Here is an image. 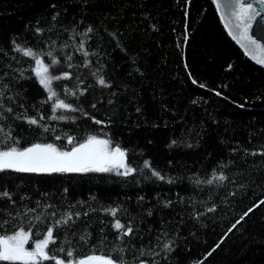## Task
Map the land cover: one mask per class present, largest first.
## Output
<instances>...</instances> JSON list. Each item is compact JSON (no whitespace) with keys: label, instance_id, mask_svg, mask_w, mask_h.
I'll use <instances>...</instances> for the list:
<instances>
[{"label":"trees","instance_id":"trees-1","mask_svg":"<svg viewBox=\"0 0 264 264\" xmlns=\"http://www.w3.org/2000/svg\"><path fill=\"white\" fill-rule=\"evenodd\" d=\"M36 58L69 74L50 101ZM0 93V151H70L96 136L134 169L0 171V236L31 229L32 249L53 227L50 255L62 260L264 264V66L212 0H0ZM57 98L76 110L53 113ZM117 220L133 233L118 239Z\"/></svg>","mask_w":264,"mask_h":264},{"label":"snow or ice","instance_id":"snow-or-ice-1","mask_svg":"<svg viewBox=\"0 0 264 264\" xmlns=\"http://www.w3.org/2000/svg\"><path fill=\"white\" fill-rule=\"evenodd\" d=\"M256 4L264 6V0H256ZM229 10V22L226 23V27H229V33L232 35L233 39L237 40V43L245 49L246 53H249L250 48L259 49L264 53V46L258 44L257 40L249 35V31L252 28L253 21L261 15L260 11L253 6L252 3H245V0H226L225 6ZM217 9H221V5L217 3ZM230 25V26H229ZM235 29L236 31H233ZM88 31H91L89 28ZM83 48V42L80 45ZM19 50V49H18ZM250 54V53H249ZM25 56H33L31 49L24 50ZM51 55V53H49ZM87 55V53H85ZM256 59L258 64L264 65V59H257L255 56L252 57ZM71 59V57H69ZM52 65L58 63V61L53 58ZM36 67L33 69L39 84L48 93V100H52L53 97L57 96V93L52 88V82L54 80H59L61 78H68L69 74L64 73L62 76H53L49 74V65H45L43 61L39 58L35 59ZM71 67V65H69ZM98 83L107 86L103 77L98 79ZM196 83V81H193ZM203 87V85H201ZM67 91V89H66ZM2 95V93H0ZM216 95H221L217 92ZM47 102V101H44ZM195 103V101H193ZM3 104H0V108H3ZM95 107V105H93ZM57 109H64L75 111L70 104L65 103L61 99H56L53 104V113ZM7 112L11 113L12 109H5ZM18 119L20 117H17ZM29 124H37L36 118H27ZM54 119H65L64 116H53ZM4 119V116L0 114V120ZM43 119V117H41ZM97 124L101 121L95 120ZM47 130V129H45ZM4 129L0 127V133ZM60 139V137H57ZM73 137H68V143H73ZM18 143V141H17ZM110 141L106 139H99L96 136H89L87 140L83 143L78 144L73 147L71 151H61L54 144H33L29 147L23 149L19 147H11L8 150L0 151V171L14 170L16 172H87V171H98L107 172L112 169L123 168V172H117L118 175L128 176L134 169L128 167L125 163V151L119 146L111 148ZM147 166V162H146ZM153 176L159 179H163L160 173L153 171ZM223 175L219 176V180H224ZM211 183V181H209ZM2 196H9L7 192L0 193ZM261 203H264L262 201ZM167 206V205H166ZM213 209H208L212 211ZM253 209L249 208L248 212ZM113 215L116 214V209L110 210ZM248 212L244 213V216L248 215ZM87 213H85L86 215ZM241 216V220L244 219ZM39 219V217H37ZM71 219V217H68ZM57 225L60 223H67V220L57 221ZM237 224L240 223L238 220ZM114 227L117 230H123L119 233L118 239L124 236H130L133 233V228L128 226L125 228L118 220L116 221ZM236 225L233 224L232 228ZM231 231V229H229ZM31 236V229L27 231L21 228L12 235L0 236V261L3 262H20V264H44L45 261L54 260L55 264H125L121 259L120 261H114L112 258L90 255L85 258H81L78 261L72 259L62 260L57 257L50 255L49 244L56 243L54 239V229L53 227H48L44 239L36 240L34 242V247L28 250L25 245L29 243ZM83 239V237H82ZM164 250L171 251V248L166 243L163 245ZM64 251L63 248L60 249ZM141 255H145L144 251L141 250ZM67 256L72 257L73 252L71 250L67 251ZM140 264H147L146 261H140ZM158 264V262H154Z\"/></svg>","mask_w":264,"mask_h":264},{"label":"water","instance_id":"water-1","mask_svg":"<svg viewBox=\"0 0 264 264\" xmlns=\"http://www.w3.org/2000/svg\"><path fill=\"white\" fill-rule=\"evenodd\" d=\"M212 1L214 3V6L217 10V13L221 19V22L224 28L226 29L229 36L233 39L232 35H230L229 33V27L225 26L226 23H228L230 19L229 10L226 7H224L226 4V0H212ZM217 3L221 5L220 10L217 9ZM245 3H252L253 6L256 7L261 13V15L257 17L255 21H253V25L249 31V35L253 36L257 40L258 44H260L261 46H264V6L256 4V0H245ZM233 31H236V30L233 29ZM233 40L237 43V40L235 39ZM237 45L243 50L245 55H247L254 62H256V59H253L252 58L253 56H255L257 59H264V53H262L259 49L250 48L249 49L250 54H249V53H246L245 49L242 48L239 43H237Z\"/></svg>","mask_w":264,"mask_h":264},{"label":"rangeland","instance_id":"rangeland-1","mask_svg":"<svg viewBox=\"0 0 264 264\" xmlns=\"http://www.w3.org/2000/svg\"><path fill=\"white\" fill-rule=\"evenodd\" d=\"M71 151V150H70ZM125 159V158H124ZM125 163H126V161H125ZM127 165V164H126ZM128 166V165H127ZM116 170H118V171H121V172H123L124 171V169L123 168H120V169H116ZM34 247V246H33ZM28 249V248H27ZM28 250H31V249H28Z\"/></svg>","mask_w":264,"mask_h":264}]
</instances>
